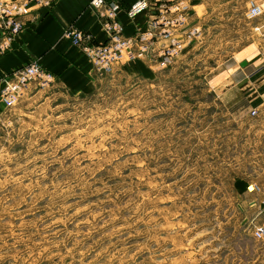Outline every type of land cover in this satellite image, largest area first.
<instances>
[{"label": "rangeland", "instance_id": "obj_1", "mask_svg": "<svg viewBox=\"0 0 264 264\" xmlns=\"http://www.w3.org/2000/svg\"><path fill=\"white\" fill-rule=\"evenodd\" d=\"M203 1L170 64L153 50L141 73L98 70L83 92L32 80L3 103L0 264L262 262L264 103L252 114L244 89L226 100L216 82L260 56L264 29L248 0Z\"/></svg>", "mask_w": 264, "mask_h": 264}, {"label": "crops", "instance_id": "obj_2", "mask_svg": "<svg viewBox=\"0 0 264 264\" xmlns=\"http://www.w3.org/2000/svg\"><path fill=\"white\" fill-rule=\"evenodd\" d=\"M107 1L115 6L116 15L123 23L125 35L129 36L147 28L150 9L145 4L134 8L138 0ZM193 3L192 6L201 8V18L206 17L209 13L207 2L196 0ZM198 9L196 13L199 16ZM23 19L24 24L11 47L0 55V88L7 75L32 60H38L44 68L55 74L61 84L73 92L89 91L95 87L98 70L93 60L82 45L75 43L66 34L69 28L76 27L89 32L95 41H105L108 38L109 32L105 26V17L99 9L93 6L91 0H58L48 8L31 10ZM248 23L252 29L254 28L253 33L257 35L258 31L255 30V26L259 23L253 22V18ZM186 24L187 28L190 27L189 21ZM260 24H262L260 30L264 29L263 23ZM191 25L199 26L200 29L202 26L198 22H191ZM185 31L180 30L177 33L178 37L184 39ZM163 44V40L157 38L154 46L145 56L148 57L147 54L153 50L156 55H160ZM143 58L142 60L141 57L128 60L122 64V67L132 73H141L147 68L145 57ZM243 60H247V64L242 65ZM260 64L261 58L257 52L249 50L247 55L240 57L238 63L229 65L223 73L226 74L229 70L232 74L231 79L228 82L226 79L222 80L219 74L216 82L217 86L224 84L221 97L231 100L230 95L233 91L244 89V93H247L251 102L249 108L261 107L264 103V67ZM228 84L230 85L225 87ZM5 108L0 96V119ZM253 200L255 198L250 200V205ZM260 258L256 257L260 262L262 261L260 264H264V257L260 256Z\"/></svg>", "mask_w": 264, "mask_h": 264}, {"label": "built area", "instance_id": "obj_3", "mask_svg": "<svg viewBox=\"0 0 264 264\" xmlns=\"http://www.w3.org/2000/svg\"><path fill=\"white\" fill-rule=\"evenodd\" d=\"M58 0H0V55L4 54L21 30L23 17L33 9L48 8ZM105 17V26L109 36L105 41H95L92 35L82 29L71 27L66 34L77 44L83 46L93 60L96 69L110 72L115 66L124 64L128 60L145 55L154 46L158 38L163 40L161 48L163 65H168L183 48L186 39L196 36L200 32L199 26L186 27L189 0H138L134 8L145 4L150 9L148 26L132 35H125L123 23L116 15L115 6L107 0H91ZM247 16L261 18L264 16V0H248ZM264 25V23H263ZM256 29L262 24L255 26ZM185 31V38L181 39L177 33ZM261 64L264 67V48L260 50ZM55 74L44 68L38 60H32L12 71L6 76L0 88V96L7 107L15 105L30 81L37 80L40 84H47L55 80ZM258 108H252L256 114ZM253 190L260 191L262 185L252 182ZM256 199L252 203H256ZM264 203V198L262 199ZM256 238L264 239V223L253 228Z\"/></svg>", "mask_w": 264, "mask_h": 264}, {"label": "water", "instance_id": "obj_4", "mask_svg": "<svg viewBox=\"0 0 264 264\" xmlns=\"http://www.w3.org/2000/svg\"><path fill=\"white\" fill-rule=\"evenodd\" d=\"M241 64H242V65L247 64V60H243V61L241 62Z\"/></svg>", "mask_w": 264, "mask_h": 264}, {"label": "trees", "instance_id": "obj_5", "mask_svg": "<svg viewBox=\"0 0 264 264\" xmlns=\"http://www.w3.org/2000/svg\"><path fill=\"white\" fill-rule=\"evenodd\" d=\"M193 1H196V0H193Z\"/></svg>", "mask_w": 264, "mask_h": 264}]
</instances>
